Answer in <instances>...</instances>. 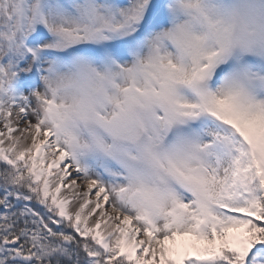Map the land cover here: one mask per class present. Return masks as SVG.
Here are the masks:
<instances>
[{"label":"snow or ice","instance_id":"snow-or-ice-1","mask_svg":"<svg viewBox=\"0 0 264 264\" xmlns=\"http://www.w3.org/2000/svg\"><path fill=\"white\" fill-rule=\"evenodd\" d=\"M0 264H264V0H0Z\"/></svg>","mask_w":264,"mask_h":264}]
</instances>
